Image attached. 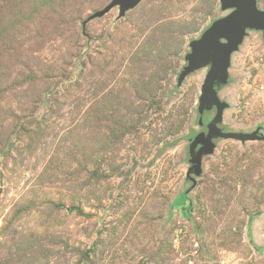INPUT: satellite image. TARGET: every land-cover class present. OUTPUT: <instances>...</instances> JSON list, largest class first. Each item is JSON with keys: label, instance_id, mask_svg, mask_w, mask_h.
<instances>
[{"label": "rangeland", "instance_id": "obj_1", "mask_svg": "<svg viewBox=\"0 0 264 264\" xmlns=\"http://www.w3.org/2000/svg\"><path fill=\"white\" fill-rule=\"evenodd\" d=\"M111 1L0 0V264H264V142L214 139L187 178L215 109L209 66L177 78L228 12L142 0L87 21ZM216 91L223 131L264 134L262 32Z\"/></svg>", "mask_w": 264, "mask_h": 264}, {"label": "water", "instance_id": "obj_2", "mask_svg": "<svg viewBox=\"0 0 264 264\" xmlns=\"http://www.w3.org/2000/svg\"><path fill=\"white\" fill-rule=\"evenodd\" d=\"M142 0H112L104 9L94 13L87 21L100 18L112 8L118 7L119 17L134 9ZM221 11L226 15L214 19L209 27L203 31L199 39L189 44L190 51L185 55L187 63L177 78L180 85L190 74L202 67L209 66L204 81L200 87L198 97L199 113L214 107L215 114L206 126V131L195 132L189 135L191 148L195 150L190 159L191 166L187 172L195 176L201 174L202 157L212 154L215 148L214 139L234 140L245 142H264V134L259 129L251 133L225 132L218 125L228 105L221 101L216 88L228 81V68L233 53L238 51L247 31H260L264 36V10L257 7L256 0H219Z\"/></svg>", "mask_w": 264, "mask_h": 264}, {"label": "trees", "instance_id": "obj_3", "mask_svg": "<svg viewBox=\"0 0 264 264\" xmlns=\"http://www.w3.org/2000/svg\"><path fill=\"white\" fill-rule=\"evenodd\" d=\"M179 196H184V201H185V202L188 201V198H187V194H186V193H182V194H180ZM179 196H177V197H179ZM177 197H176V198H177ZM176 198H175V199H176ZM175 199H174V201H173V207H174ZM184 204H185V203H184ZM178 208L181 209V211H183V212H187V211L190 210V204L187 205V206L183 205L182 207H178Z\"/></svg>", "mask_w": 264, "mask_h": 264}]
</instances>
